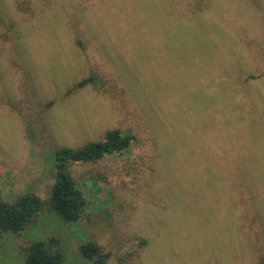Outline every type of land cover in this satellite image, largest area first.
I'll return each mask as SVG.
<instances>
[{"label":"rangeland","instance_id":"374dc122","mask_svg":"<svg viewBox=\"0 0 264 264\" xmlns=\"http://www.w3.org/2000/svg\"><path fill=\"white\" fill-rule=\"evenodd\" d=\"M52 1L31 17L0 0V199L46 200L56 150L119 129L134 137L123 155L69 165L86 202L64 226L69 262L95 264L79 253L87 242L105 264H220V206L238 208L220 175L239 155L264 159L220 137L232 108L250 122L238 96L264 111V0H208L180 21L179 0ZM249 137L264 149V121Z\"/></svg>","mask_w":264,"mask_h":264},{"label":"trees","instance_id":"16d2710c","mask_svg":"<svg viewBox=\"0 0 264 264\" xmlns=\"http://www.w3.org/2000/svg\"><path fill=\"white\" fill-rule=\"evenodd\" d=\"M207 1L195 0L192 4L191 0H179V10L175 7L174 18L176 21L184 18L187 7H191L192 13L196 15L202 10L205 11L210 4H207ZM53 4L52 0H41L42 9L37 11V0L15 2L17 11L31 17L37 12L52 9ZM144 18L146 22L148 17ZM148 22L150 25L151 21ZM261 76L264 77L263 74ZM95 82L96 77L90 75L75 87L83 88ZM260 98L262 101L259 103L264 106V96ZM236 104H244L248 107L247 110L252 112L248 116L250 122L242 123L241 120L245 119L241 118L234 120L236 113L232 108L229 115L233 121H225L220 126L222 141L229 138L238 141L240 145H252L264 158V149L262 151L261 146L255 144L252 137L248 138L252 124H263V109L258 108V105L250 106L246 95L238 96ZM227 122L230 124H226ZM133 141L132 134L110 129L99 142L86 144L79 149L60 148L54 154L55 181L46 200L33 193L21 195L12 202L0 199V264H67L72 256V240L68 238L64 226L79 221L86 208L84 196L71 176L69 165L75 162L92 163L109 155L121 156ZM230 162L232 170L224 176L220 175V186L227 183L236 191L238 208L236 211H228L224 204L223 208L220 206V264H226L228 260L231 264L230 260L235 262L236 259L240 264H264V202L257 188L262 179L256 176L264 159L257 156L247 159L239 155ZM212 184L211 181L209 185ZM222 200L228 201L225 192L220 193V202ZM78 249L82 258L95 264H105L109 258L108 253H103L101 248L93 243L80 244Z\"/></svg>","mask_w":264,"mask_h":264}]
</instances>
